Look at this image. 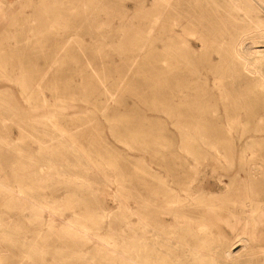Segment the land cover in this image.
Returning a JSON list of instances; mask_svg holds the SVG:
<instances>
[{"label":"rangeland","instance_id":"1","mask_svg":"<svg viewBox=\"0 0 264 264\" xmlns=\"http://www.w3.org/2000/svg\"><path fill=\"white\" fill-rule=\"evenodd\" d=\"M65 1L66 0H0V18H2L0 20V225H2L0 229L3 228L0 230V232L2 231V233H0V264H50V262L53 264L55 261L56 264H65V261L62 262L65 258H70V260L65 259L66 262L68 261L70 264L76 262L78 264H86L87 260H89L87 261L88 264L94 262V264H126L122 257L116 253L107 251L108 253L101 252L98 254L100 251L96 248L95 242H91L94 240L85 239L83 242L82 239L84 240V238H81V240L76 238L77 235L64 229V222L70 219L75 211L79 213V215L87 218L88 221H92L93 219L94 221L98 220V224L95 226V232L97 231L96 235L103 240L104 238L105 240L107 239L111 244H113V240L115 239L113 245L119 248L121 245L123 246L124 240L128 241L133 235L136 236V233L140 235L139 210L141 208H138L140 207L145 186H148L145 196L150 202L151 210H158V218L164 219L168 223L175 224L177 231L179 230L178 227L184 228V226H186L185 213H181V207L184 206L187 208V206H189L187 203L188 201L186 202L184 199L187 191L190 192L192 188L194 189L197 186H202L203 188L201 191H204V200L207 202L204 201L202 205H197V209H208L214 216L213 221L218 229L225 232L230 239L234 240L236 236H238L236 238H241L242 235L246 236L241 233L249 231V241L245 242L247 246L244 245L245 243H239L235 246L234 252L239 254V260L241 258L240 262L237 264H264V235L261 237H253L251 235V233H257L259 230L264 231V226H262L264 225V109L254 110L249 104L241 105V107L237 108L235 113H231L227 118L231 119V122L237 119L245 120L247 125H243V122L237 126L235 124L234 126H227L224 124L223 126L225 127L219 125L218 128L215 127L207 130L206 134H209L208 136L219 145V150L225 157L224 159L217 158L212 150L206 147L204 148L202 142L198 140L197 137H200L201 132H193V135H196L197 141L195 145L190 141L192 131L188 129H179L176 125L178 121L179 123H186V119L201 120L209 119L211 116L195 113L194 116L189 117L185 115V111H178L172 108V102L168 100L173 87V85H171L170 89V84L168 83V81H171L169 80L171 79V74L164 77L167 81L165 85V89L167 90L166 94L169 95L167 100L161 102L159 98H157V93L155 92L157 86V76L155 75L157 69L156 63L158 62L157 57H160V62L163 59L167 60L166 62L169 64L174 62L170 57V55L172 56L173 54V52H171L173 50L168 46V44H171L170 35L173 28V19L170 12L164 20L165 30L163 33H159L157 30L154 22L155 18L153 17L154 7L155 9H159L163 3L159 2V4H155L153 0H70L73 1L72 4L75 7L77 6L76 9H78L72 10L70 8L71 6L69 7V0ZM13 3L14 6H12ZM168 4H166L167 8H171V3ZM149 10L152 11V13L149 12ZM5 13L7 15L4 16L3 14ZM181 16L180 18L185 19L183 14ZM156 38H159L160 41L162 40L159 46L156 45ZM187 38L191 39V36H187ZM133 44L136 45L134 46L135 49L133 48ZM163 56L167 58L165 59ZM180 65V69L186 71L184 65L182 63ZM121 72L122 74H120ZM99 73L104 77L101 75L99 76ZM23 80L24 83H22ZM25 81H27L26 84L28 85L25 84ZM23 84L25 85L23 86ZM116 85L118 88L122 86L121 89L116 90ZM105 86L106 88H104ZM86 88L88 90H86ZM22 91L24 93H22ZM115 91H117V93ZM113 93L114 95L111 96ZM24 94H27L26 96L28 98ZM134 95L135 97L133 98ZM96 98H98V100ZM45 100L47 102H45ZM42 102L46 103V107L45 103L43 104ZM100 102H106L107 104L102 103L103 106L106 105L102 107ZM96 103L98 105H96ZM108 105L111 107H108ZM131 107L135 109L133 112ZM218 108L219 114L223 115V112L226 111L224 109V104L218 105ZM46 113L50 115H46ZM129 116H131L132 119ZM134 116H137L135 117L136 121L134 120ZM47 117L50 118V120L47 119ZM171 117L173 118L171 119ZM128 118L132 121V127L130 126V121L128 120L129 122H127V120H125ZM223 118L226 117L224 116ZM123 120H125V123H128L127 125L129 127L123 123ZM137 121L139 122L137 123ZM114 122L115 124L120 123L125 126H119L120 124L114 126ZM43 123H48V126ZM132 123L136 127L133 126ZM110 126H114L113 128H115L116 131L118 130L117 133L121 135L119 140L120 143L117 142L116 137L113 138V132L109 129ZM133 127L134 129L136 128L135 130L138 129L139 132L134 131ZM181 128L183 127L181 126ZM55 131H57V134ZM61 132H65L63 135L66 136H68L66 133H69L68 137L73 139L72 143H74V145L76 144L77 148L81 150L84 149V151L81 152L87 159H91L92 162H102L105 168H111L112 174L110 175L117 178V182H113L114 184H105L106 182L102 175L99 174L96 169L90 170L79 154L76 155L68 148L62 147L57 139L58 133L62 134ZM111 132L112 136L110 134ZM135 132H138V134ZM125 133L127 135H125ZM196 133H198V135ZM131 138L139 140L138 144L134 145L136 149H139L140 145L145 149L140 148L139 150H135L133 146L126 145V140ZM114 139L116 140L114 141ZM190 145L194 149L191 148ZM152 146H155V150H152V148H154ZM190 148L194 151L196 150V154L201 152L202 154L204 153L207 157L204 161L205 163L203 162V164H201V159L197 157L199 154L193 157L190 153L192 152ZM40 150H42V152L45 150L49 151L46 154H42ZM95 150H97L99 154H96L98 152ZM60 151H64V153L62 154ZM49 152L50 154H48ZM52 152H55V154ZM42 155L45 156L43 157ZM49 156H53L50 158L52 160L54 159L53 161L55 162L59 160V163L57 162L58 165L62 163L61 166L65 165V168L68 166L67 168H69L68 170L70 172L67 171V168L65 170L70 173L69 175L85 176L83 178L86 183H91L89 186H92L79 187L70 185L62 181V179L60 181L59 176L58 180L60 183L57 182L56 173L55 175L52 174L53 172H45L47 170L45 160L46 157ZM98 156L101 157L102 160ZM103 157H105L107 163ZM43 159H45L44 162ZM103 159L105 161H103ZM33 162L36 167V162L37 164L40 162L43 163L42 165L41 163L38 165L39 168H37L39 171L34 166ZM138 163H140V165ZM33 166L36 168L37 172L36 170L35 172L34 170L32 171V169H35ZM40 166H42V171L40 170ZM194 166L197 167V169H194ZM30 167L32 169H30ZM117 168H120V170ZM117 170L118 174L115 172ZM111 171L109 172L111 173ZM120 171L123 172V174ZM119 175H123L124 178ZM152 175H154V177H152ZM160 178L166 181V188L159 187L160 184H158V179ZM234 178L235 180H233ZM61 182H63V184H61ZM18 184L23 187V190L25 189V203L17 202L12 194V191ZM4 185L8 188L4 189ZM72 186H74V188ZM118 187L119 192L124 193L120 194L121 198H119V200L115 198V192L118 190ZM228 189L231 192H229ZM94 190L97 193H95ZM227 190L228 192H226ZM93 191L94 193H92ZM126 191L131 195L125 194ZM171 191L173 193H171ZM71 193H74L73 195L75 196V198L73 196V202L71 201L70 204L61 202L67 194ZM102 193H105V195H101ZM167 193L170 195H167ZM28 194L29 196H26ZM171 194L173 196L175 195L174 199L171 198ZM248 195L251 198L248 199ZM168 198H171L173 201ZM209 198H213V200ZM28 199H33L31 201L34 203L45 202L47 199L61 202L59 203V215L55 219L46 217L43 221L40 220V223L39 219L35 220L34 218L35 212L33 207L34 204H32L33 202ZM76 200H80L81 203L79 201V204ZM171 202H173L174 205H172L173 203ZM169 203L171 205H169ZM250 204L251 207L249 206ZM173 206L175 210L177 209L176 212L175 210L172 211L174 209ZM24 207L27 208L25 211ZM166 207L171 212L175 213L165 214L169 211L167 209L165 210ZM189 207L194 209L193 206ZM21 208H24L22 212H20ZM262 208L263 210H261ZM31 209L33 212L30 211ZM126 209L133 210L136 215H131L130 217ZM102 212L115 215V217L114 215L111 216L115 221L109 220V224L111 223L110 227H107V225L103 226V223H99L103 220L100 218V221L99 219V216L103 215ZM27 214L29 216H27ZM31 214L33 216H31ZM119 215L121 218L116 217ZM246 218L249 219L247 220ZM117 219L119 221H117ZM230 221L233 224L236 222L238 223L236 228L238 231L235 230V232H233L231 230L227 225ZM118 223L120 225H118ZM127 223L131 225L130 228L127 226ZM257 223L260 225H256ZM104 224L107 223L104 222ZM180 224L183 225L181 226ZM5 230L7 231L6 234ZM41 232L45 235H42ZM63 232L64 235H62ZM122 232L129 235V238ZM111 233L114 234L111 235ZM36 234L40 235L42 238L44 236L53 239V242L47 239L49 242L51 241L52 245L48 243L45 238H43L45 239L44 241L43 239L39 240L41 237ZM102 235L106 237H102ZM68 236H70V240H68ZM63 237L67 242L63 241ZM112 237L113 239H111ZM115 237H121V239H123H116ZM29 240H31L29 244L33 248L27 244ZM32 241L37 243L33 242V244H31ZM45 241H47V247L46 245L44 246ZM208 241H211V239L209 240L208 238ZM22 242H24V244ZM42 242H44V244H42ZM75 242L77 244H75ZM22 244L24 247L27 244V248L25 247L24 249ZM28 248H31L32 251ZM58 249L59 251L61 250L60 253H58ZM56 251H58V255ZM94 252L98 254V258H101L98 259L95 257L96 254L93 255ZM30 253H32V256ZM34 253L37 254V258H35L34 261L35 263L31 261L34 260ZM80 253L91 257L85 258L83 257L84 255ZM90 253H92V255ZM73 256H75L76 259L74 258V260L71 261ZM170 256L171 260L177 259L180 263L186 260L185 252L182 251H171ZM78 257H81L80 260L77 259ZM104 257H107L108 260ZM41 258L46 259V261L44 259L41 260ZM52 258H54V262ZM84 258L87 260L85 261ZM82 259L84 262H81ZM94 259H96V261H94ZM57 260H59L60 263ZM68 262L66 264H69Z\"/></svg>","mask_w":264,"mask_h":264},{"label":"bare ground","instance_id":"2","mask_svg":"<svg viewBox=\"0 0 264 264\" xmlns=\"http://www.w3.org/2000/svg\"><path fill=\"white\" fill-rule=\"evenodd\" d=\"M63 1V0H62ZM67 1V0H66ZM65 1V2H66ZM95 1V0H94ZM97 1V0H96ZM154 3H158L162 2L163 5L159 8V9H153V17L155 18L154 22H155V26L157 28V30L159 31V33H163V31L165 30V23L164 20L166 18L167 15H170L173 19V28H172V32L170 35V41L171 44H168V46H170L172 48L173 54L172 56L170 55V57L173 59L174 62L172 63H167V60H161L160 62V57L158 56V62L156 63V72L155 75L157 76V86H156V90L155 92L157 93V98H159V100L161 102H163L164 100H167V97L169 96L167 93V90L165 89V85L167 84V81L164 79V77H166V75L171 74V81H168V83L170 84V89H171V85H173L172 90H171V95L169 96L168 100H171L170 102H172V108L176 109V110H183L185 111V115L192 117L194 116L195 113L199 114V115H208L211 116L209 117V119H201V120H191V119H186V123H178L176 122V125L179 127V129H188L190 131H192V135L190 137V141L192 143L195 144L196 141V135H193V132H201L200 137H197L198 140L200 142H202V144L204 145V148L206 147L207 149H210L214 152V155L217 156V158H225L222 154V152H220L219 150V145H217L210 136H208L209 134L207 133V130H210V128H218L219 125H221V127L225 124V125H229V126H234V124L237 126L240 123H242L243 125H247V123L245 122V120L242 119H237V120H233L231 122V119L227 118L228 115H231V113H235L237 108L241 107V105H247L249 104L254 110H262L264 109V0H153ZM68 3H70L69 7L72 10H75L76 7L72 4L73 1H68ZM171 3V8H167L166 4ZM12 4V3H11ZM60 4V3H59ZM66 4V3H65ZM64 4V5H65ZM75 4V3H74ZM153 4V3H152ZM10 5V4H9ZM55 5V4H54ZM67 5V4H66ZM77 5V4H75ZM169 5V4H168ZM14 6V3L13 5ZM68 6V5H67ZM52 7V6H51ZM61 7V6H60ZM65 7V6H64ZM170 7V6H169ZM56 8V7H55ZM171 9V11H170ZM78 10V9H76ZM81 10V9H80ZM5 11V10H4ZM10 11V10H9ZM76 12V11H75ZM79 12V11H78ZM149 12L152 13V11L149 10ZM4 13V12H3ZM149 14V13H147ZM146 14V15H147ZM183 14V16L185 17V19L180 18V16ZM4 16L7 15L6 13L3 14ZM1 16V15H0ZM9 16V15H8ZM3 17V16H2ZM182 17V16H181ZM8 18V17H7ZM2 18H0L1 20ZM7 20V19H6ZM5 21V20H3ZM57 23V22H55ZM54 23V24H55ZM61 25V24H60ZM54 26V25H53ZM51 26V27H53ZM50 27V28H51ZM55 27V26H54ZM62 27V26H60ZM57 28V27H56ZM64 28V27H63ZM56 30V29H55ZM139 31V30H138ZM157 31V32H158ZM143 33V32H142ZM135 34V33H134ZM126 35V34H125ZM132 35V34H131ZM129 36V35H128ZM140 36V35H139ZM138 36V37H139ZM187 36H191V39L187 38ZM137 37V38H138ZM126 38V37H125ZM128 38V37H127ZM136 38V37H135ZM140 38V37H139ZM129 40V38H128ZM136 40V39H134ZM138 40V39H137ZM130 41V40H129ZM140 41V40H138ZM162 41V40H161ZM159 40V38H156V45H160L162 42ZM126 42V40H125ZM132 43H134L133 41H131ZM129 43V42H128ZM131 43V44H132ZM139 43V42H138ZM136 44V41H135ZM125 45V44H123ZM137 45V44H136ZM133 44V48L134 46H136ZM122 46V45H121ZM126 46V45H125ZM166 46V45H165ZM131 47V46H130ZM139 48V47H138ZM124 49V48H123ZM126 49V48H125ZM128 49V48H127ZM131 49V48H129ZM135 49V48H134ZM137 49V48H136ZM138 50V49H137ZM171 50V49H170ZM122 51V50H121ZM126 51V50H125ZM134 51V50H132ZM162 56V55H161ZM165 59L167 57L163 56ZM184 65V69L186 71H182L180 69L181 65ZM134 64V63H133ZM130 66V65H129ZM186 72V73H185ZM116 73V72H115ZM114 73V74H115ZM122 74V72L120 73ZM124 74V73H123ZM97 75V74H96ZM101 74L99 73V76ZM119 75V72H118ZM98 76V75H97ZM103 76V75H101ZM104 77V76H103ZM120 77V75H119ZM99 78V77H98ZM97 78V79H98ZM100 79V78H99ZM98 79V80H99ZM102 79V78H101ZM105 80V79H104ZM22 81V80H21ZM27 81H25L26 84ZM120 82V81H119ZM24 83V80L23 82ZM105 83V81H104ZM117 83V82H116ZM23 84V86L25 85ZM101 84V83H100ZM109 84V83H108ZM120 84V83H119ZM28 85V84H26ZM98 85V84H97ZM102 85V84H101ZM107 85V84H106ZM122 85V84H121ZM22 86V88H23ZM99 86V85H98ZM103 86V85H102ZM101 86V87H102ZM117 86V85H116ZM31 87V86H30ZM28 87V88H30ZM100 87V86H99ZM122 86H120L118 88H116V90L121 89ZM27 88V90H28ZM32 88V87H31ZM94 88V87H93ZM106 88V86L104 87ZM25 89V88H24ZM95 89V88H94ZM99 89V88H98ZM103 89V88H101ZM110 89V88H109ZM86 90H88L86 88ZM106 90V89H105ZM108 90V89H107ZM138 90V89H137ZM97 91V90H96ZM120 91V90H119ZM133 91V90H132ZM135 91V90H134ZM28 92V91H27ZM26 92V93H27ZM88 92V91H87ZM110 92V90H109ZM113 92V91H112ZM117 93V91H115ZM22 93H24L22 91ZM29 93V92H28ZM34 93V92H33ZM97 93V92H96ZM103 93V92H102ZM106 93V92H105ZM95 94V93H93ZM104 94V93H103ZM107 94V93H106ZM110 94V93H109ZM134 94V92H133ZM25 95V94H24ZM27 95V94H26ZM25 95V96H26ZM29 95V94H28ZM85 95V93H84ZM97 95V94H96ZM114 95L111 94V96ZM116 95V94H115ZM32 96V95H31ZM95 96V95H94ZM103 96V95H102ZM101 96V97H102ZM119 96V94H118ZM117 96V97H118ZM137 96V95H136ZM27 97V96H26ZM96 97V96H95ZM99 97V96H98ZM135 97V95L133 96V98ZM139 97V96H138ZM28 98V97H27ZM30 98V97H29ZM100 98V97H99ZM104 98V97H102ZM106 98V97H105ZM112 98V97H111ZM114 98V97H113ZM98 100V98H96ZM95 99V100H96ZM139 99V98H138ZM43 100V99H42ZM96 100V101H97ZM101 100V99H100ZM103 100V99H102ZM105 100V99H104ZM117 100V98H116ZM121 100V99H120ZM119 100V101H120ZM123 100V99H122ZM137 100V99H136ZM115 101V100H114ZM118 101V102H119ZM45 102H47L45 100ZM44 102V103H45ZM107 102V100H106ZM106 102H102V103H106ZM110 102V101H109ZM112 102V100H111ZM117 102V101H116ZM122 102V101H121ZM124 102V100H123ZM128 102V101H126ZM43 103V102H42ZM43 103V104H44ZM98 103V101H97ZM96 103V105H98ZM101 103V102H100ZM99 103V104H100ZM102 107H105L106 105H102ZM107 104V103H106ZM114 104V103H113ZM121 104V103H120ZM125 104V103H122ZM224 104V109L226 111L223 112V115L219 114V108L218 105ZM95 105V106H96ZM126 105V104H125ZM45 107H46V103H45ZM108 107H111L108 105ZM187 107V108H184ZM133 110L132 112L135 110L133 107H131ZM109 109V108H108ZM107 109V110H108ZM111 109V108H110ZM106 110V109H105ZM128 110V109H127ZM131 111V110H130ZM129 111V112H130ZM140 111V110H139ZM139 111H135V112H139ZM107 112V111H106ZM103 113V112H102ZM108 113V112H107ZM48 113H46L47 115ZM131 114V113H130ZM135 114V113H134ZM253 114V113H251ZM50 115V114H48ZM103 115V114H102ZM107 115V114H106ZM105 115V116H106ZM109 115V113H108ZM111 115V114H110ZM137 115V114H136ZM139 115V113H138ZM45 116V115H44ZM226 118H223V117ZM50 117V116H49ZM103 117V116H102ZM101 117V118H102ZM128 117V115H127ZM131 119L132 117L129 116ZM134 116V120L136 119ZM45 118V117H44ZM51 118V117H50ZM50 118L47 117V119L50 120ZM105 118V117H104ZM103 118V119H104ZM173 117H171L172 119ZM52 119V118H51ZM124 119V116H123ZM179 119L181 120V118L179 117ZM122 120V119H121ZM127 120V122L130 123L131 126V120L125 119ZM123 120V123L125 125H127L128 123H125ZM129 120V121H128ZM138 120V119H137ZM174 120V119H173ZM183 120V119H182ZM46 121V120H45ZM113 121V119H112ZM117 121V119H116ZM136 121V120H135ZM184 121V120H183ZM51 122V121H50ZM49 122V124H50ZM106 122V121H105ZM109 122V121H108ZM111 122V119H110ZM109 122V123H110ZM118 122V121H117ZM116 122V123H117ZM139 121H137L138 123ZM107 123V122H106ZM261 123V122H260ZM44 124V123H43ZM46 124V123H45ZM44 124V125H45ZM48 124V123H47ZM46 124V126H48ZM113 124V123H111ZM120 124V123H119ZM119 124H115L114 122V126L119 125ZM124 124L123 127L125 126ZM133 124V123H132ZM233 124V125H232ZM54 125V123H53ZM121 124L119 126H122ZM138 125V124H137ZM51 126V124H50ZM56 126V125H55ZM114 126H110V130L113 132V138H117V142H119L121 135L119 133H117V131L115 130V128H113ZM128 126V125H127ZM133 126H135L133 124ZM139 126V125H138ZM137 126V127H138ZM181 126L183 128H181ZM129 127V126H128ZM132 127V126H131ZM136 127V126H135ZM225 127V126H223ZM121 128V127H120ZM139 128V127H138ZM229 128V127H228ZM44 129V128H43ZM46 129V128H45ZM108 129V128H107ZM118 129V128H116ZM124 129V128H123ZM128 129V128H127ZM134 129V127H133ZM136 129V128H135ZM134 131H138L135 130ZM52 130V129H51ZM55 130V129H54ZM60 130V129H59ZM130 130V129H129ZM128 130V131H129ZM132 130V129H131ZM140 130V129H139ZM58 131V130H57ZM57 131H55V133L57 134ZM64 131V130H63ZM112 132L110 133L112 136ZM130 132V131H129ZM139 132V131H138ZM138 132L136 134H138ZM180 132V131H178ZM204 132V133H203ZM51 133V132H50ZM62 133V132H61ZM65 132H63L62 134L58 133V140L61 144L62 147L68 148L72 153H75L76 155H80L85 163L88 165V167L93 170H97V172L99 174L102 175V177L105 180V184H114L113 182H117L115 177H113L112 175V169L107 167L105 168V166H103L102 162L96 161V162H92L91 159H87L84 154L81 151H84L77 148L76 144L74 145V143H72L73 139H71L69 136L63 135ZM128 133V132H127ZM181 133V132H180ZM198 135V133H196ZM53 135V134H52ZM123 135V134H122ZM125 135H127L125 133ZM131 135V134H129ZM134 135V134H133ZM140 135V134H139ZM189 135V134H188ZM57 136V135H56ZM71 136V135H70ZM124 136V135H123ZM145 136V135H144ZM153 136V135H152ZM54 137V135H53ZM143 137V136H142ZM55 138V137H54ZM145 138V137H144ZM143 138V140H144ZM158 138V137H157ZM187 138V137H185ZM122 139V138H121ZM124 139V138H123ZM139 139V136H138ZM138 139L135 138H131L126 140V145L128 146H133L138 144ZM43 140V139H42ZM56 140V139H54ZM57 140V141H58ZM116 139H114L115 141ZM155 140V139H153ZM146 141V140H145ZM148 141H149V137H148ZM44 142V141H43ZM144 142V141H143ZM152 142V141H150ZM189 142V141H188ZM217 142V141H216ZM120 143V142H119ZM124 143V144H125ZM160 143V142H159ZM17 144V143H16ZM123 144V143H122ZM144 144V143H143ZM146 144V143H145ZM157 144V143H156ZM155 144V145H156ZM200 144V143H199ZM220 144V142H219ZM78 145V144H77ZM196 145V144H195ZM221 145V144H220ZM145 146V145H142ZM149 146V145H147ZM162 146V145H160ZM191 146V145H190ZM189 146V147H190ZM202 146V145H201ZM79 147V146H78ZM126 147V146H125ZM136 147V146H135ZM134 147V148H135ZM151 147V146H150ZM154 148H152V150H155V146H152ZM105 148V147H104ZM133 148V149H134ZM138 148V147H137ZM142 148L141 145L139 146V149ZM144 148V147H143ZM142 148V149H143ZM148 148V147H147ZM162 148V147H161ZM160 148V149H161ZM191 148H193L191 146ZM190 148V149H191ZM96 149V147H95ZM136 149L135 150H139ZM145 149V148H144ZM194 149V148H193ZM193 149L192 152H190L193 157L194 155L199 154V156L197 155L198 159H201L202 163L207 159V157L204 155V153H197L196 154V150L194 151ZM198 149V148H196ZM206 149V150H207ZM222 149V148H221ZM98 150V149H97ZM95 150V151H97ZM199 150V149H198ZM46 151V150H45ZM42 152V150H40V153L42 154H46L48 151L46 152ZM51 151V150H50ZM88 151V150H87ZM158 151V150H157ZM89 152V151H88ZM98 152V151H97ZM105 152V151H104ZM200 152V151H199ZM211 152V151H210ZM39 153V152H38ZM55 154V152H52ZM51 153V154H52ZM60 153H64V151H60ZM189 153V154H190ZM207 153V152H206ZM50 154V152L48 153ZM87 154V153H86ZM96 154H99L96 153ZM95 154V155H96ZM53 155V154H52ZM57 155H61V154H57ZM90 155V154H87ZM43 156V155H42ZM45 156V155H44ZM43 156V157H44ZM47 156V155H46ZM75 156V155H74ZM40 157V155H39ZM53 156H49L46 157V160L43 159V162L45 160V165H46V171L45 172H50L52 174L56 175V178L58 180V176L60 177V181L62 179V181L66 182L67 184L70 185H75V186H79V187H91L89 186V184L86 183V181L84 180L83 177H81L80 175H69L70 173H68L67 171H69L67 168L68 166H66L67 171L65 170L66 168L64 166H61V164L58 165L59 160L57 162L53 161L51 158ZM80 157V158H81ZM88 157V156H87ZM91 157V156H90ZM95 157V156H94ZM93 157V158H94ZM99 157V156H98ZM97 157V158H98ZM108 157V156H107ZM115 157V156H114ZM122 157V156H121ZM192 157V156H191ZM227 157V156H226ZM79 158V157H78ZM77 158V159H78ZM101 159V157H99ZM98 158V159H99ZM105 159V157H103ZM111 158V157H110ZM40 159V158H39ZM103 159V161H105ZM128 159V158H126ZM42 160V159H41ZM81 160V159H80ZM97 160V159H96ZM102 160V159H101ZM229 160V159H228ZM40 161V160H39ZM37 161V162H39ZM79 161V160H78ZM83 161V160H82ZM81 161V162H82ZM94 161V160H93ZM115 161V160H113ZM140 161V160H139ZM225 161V160H224ZM36 165L39 168V164L38 163ZM107 163V160L105 161ZM200 162V160H199ZM218 162V161H217ZM223 162V161H222ZM227 162V161H226ZM230 162V161H229ZM57 163V164H56ZM83 163V162H82ZM110 163V161H109ZM114 163V162H113ZM117 163V162H115ZM205 163V162H204ZM219 163V162H218ZM243 163V162H242ZM248 163V162H247ZM246 163V164H247ZM34 164V162H33ZM43 163H41L42 165ZM65 164V162H64ZM140 165V163H138ZM137 164V165H138ZM221 164V162H220ZM44 165V166H45ZM67 165V164H66ZM105 165V164H104ZM109 165V164H108ZM116 165V164H115ZM114 165V166H115ZM227 165V164H226ZM249 165V164H247ZM246 165V166H247ZM32 166V164H31ZM35 166V164H34ZM33 166V167H34ZM81 166V165H80ZM136 166V165H135ZM245 166V165H244ZM36 167V166H35ZM34 167V168H35ZM36 167V168H37ZM40 166V170H41ZM74 167V166H72ZM87 167V166H86ZM117 167V166H116ZM140 167V166H139ZM148 167V166H147ZM232 167V166H231ZM230 167V168H231ZM249 167V166H248ZM259 167V166H258ZM261 167V166H260ZM35 169H32L30 167V169H32V171ZM37 168V170H38ZM82 168V167H81ZM109 168V169H108ZM138 168V167H137ZM194 169H197V167H193ZM243 168V167H242ZM256 168V167H255ZM254 168V169H255ZM45 169V168H44ZM72 169V168H71ZM118 169V168H117ZM140 169V168H139ZM36 170V172H37ZM43 170V169H42ZM41 170V171H42ZM81 170V169H79ZM120 170V168L118 169ZM118 170L115 171L118 174ZM31 171V172H32ZM39 171V170H38ZM85 171V170H84ZM88 171V170H87ZM111 171V173L109 172ZM138 171V170H137ZM199 171V170H198ZM32 172V173H34ZM70 172V171H69ZM89 172V171H88ZM121 172V171H120ZM263 172V171H262ZM46 173V174H47ZM49 173V174H50ZM73 173V171H72ZM115 173V174H116ZM123 174V172H121ZM119 173V174H121ZM139 173V171H138ZM48 174V175H49ZM51 174V175H52ZM95 174V173H94ZM114 174V173H113ZM137 176H139L138 174H136ZM200 175V174H199ZM99 176V175H98ZM122 176L123 175H119ZM156 176V175H155ZM162 176V175H161ZM160 176V177H161ZM54 177V176H53ZM119 177V178H122ZM152 177H154V175H152ZM158 177V175H157ZM238 177V176H237ZM98 178V177H96ZM124 178V177H123ZM137 178V177H136ZM159 178V177H158ZM196 179V178H195ZM198 179V178H197ZM103 180V181H104ZM154 180V179H153ZM156 180V179H155ZM159 180V187L161 186V188H166V181L163 178L158 179ZM235 180V178L233 179ZM123 181V180H122ZM125 181V180H124ZM238 181V180H237ZM56 182V181H55ZM59 182V180L57 181ZM158 182V181H157ZM241 182V181H240ZM239 182V183H240ZM60 183V182H59ZM65 183V184H66ZM119 183V181H118ZM227 183V182H226ZM230 183V182H229ZM232 183V182H231ZM245 183V182H244ZM1 184V183H0ZM58 184V183H57ZM61 184H63V182H61ZM122 184V182H121ZM234 184V183H233ZM241 184V183H240ZM119 185V184H118ZM117 185V186H118ZM123 185V184H122ZM242 185V184H241ZM53 186V185H52ZM120 186V185H119ZM192 186V185H191ZM194 186V185H193ZM235 186V185H234ZM239 186V185H238ZM74 188V186H72ZM121 187V186H120ZM227 187V186H226ZM233 187V185H232ZM240 187V186H239ZM238 187V188H239ZM8 187H6L4 185V189H7ZM68 188V186H67ZM122 188V187H121ZM147 188L148 186L144 188V194H142V199H141V203H140V207L138 209H140V235L136 233V236H134L133 233V237L129 238L128 241L123 242V246L121 245V247L116 248V246H114V241L113 240V244H111L109 241H107V239L104 240L102 238H99V236L96 235L95 232V226L98 224V220L94 221V219L92 221H88L87 218L83 217L82 215H79V213H77L76 211L73 213L72 217L70 219H68L66 222H64V229H67L69 232L73 233L74 235L80 236L76 238H79L81 240V238H84V240L82 239V241L84 242L85 239L86 240H94L91 242H95L96 248L98 249V251H100L98 254H100L101 252H113L118 254L119 256L122 257L123 261L126 262V264H237L240 262L239 260V254H237L236 252H234L235 246L239 243H245L249 241V237H248V233L249 231H245L244 234L246 236H243L240 238H236L238 236L235 237V239H230L225 232L220 231L217 227V225L214 223V216L208 211V209L206 210H202V208L197 209V205H202V203L205 201L204 200V191L202 192V186H197L196 188H192L190 192L187 191L186 193V197L184 198L185 201L189 204V206H193L194 209H192L191 207L187 206L186 207H181V213H185L184 217H186V226H184V228L182 227H178V229L180 230H176V225L175 224H171L168 223L166 220L164 219H159L158 214L159 211L158 210H151L150 208V202L147 199V197L145 196L147 193ZM236 188V187H235ZM86 189V188H84ZM206 189V188H205ZM234 189V188H233ZM25 190V189H24ZM23 190V187H21L19 184L16 185V188L12 191L13 196L15 197V200L18 202H26V197H25V191ZM165 190V189H164ZM168 190V189H167ZM229 190V189H228ZM228 190L226 192H228ZM87 191V190H86ZM95 191V190H94ZM94 191L92 193H94ZM122 191V190H121ZM125 191V190H124ZM238 191V190H237ZM73 192V191H72ZM229 192H231L229 190ZM29 193V192H28ZM75 193V192H74ZM67 194V196L65 198H63L64 200H62L61 202L65 203V204H70L71 201L73 202V194ZM95 193H97L95 191ZM156 193V192H155ZM164 193V192H163ZM170 193V192H169ZM171 193H173L171 191ZM210 193V192H208ZM120 194H124L123 192L120 193L119 192V187L118 190L115 192V198L119 200ZM125 194H130V193H126ZM175 194V192H174ZM177 194V193H176ZM32 195V194H31ZM101 195H105V193H102ZM131 195V194H130ZM167 195H170L167 193ZM172 195V194H171ZM26 196H29L26 195ZM123 196V195H122ZM126 196V195H124ZM175 196V195H174ZM174 196L172 195V199H174ZM78 197V196H77ZM76 197V199H77ZM167 197V196H166ZM165 197V198H166ZM170 197V196H168ZM75 198V196H74ZM129 198V196H128ZM135 198V197H134ZM133 198V199H134ZM171 198H168L170 200H172ZM247 198V197H246ZM251 198L248 195V199ZM39 199V198H38ZM212 199L213 198H209ZM28 200H33V199H28ZM36 200V199H35ZM40 200V199H39ZM56 200V199H55ZM75 200V199H74ZM167 200V199H166ZM42 201V200H40ZM77 201V200H76ZM80 201V200H79ZM79 201H77L79 203ZM173 201V200H172ZM16 202V203H17ZM33 202V201H31ZM39 202V201H38ZM61 202L58 201H52V200H48L47 201H43L40 203H32L34 204V218L39 219L43 221V219H45L46 217L49 218H57V216L59 215V207ZM84 202V201H83ZM82 202V203H83ZM86 202V201H85ZM124 202V201H122ZM177 202V199H176ZM175 202V203H176ZM207 202V201H205ZM209 202V200H208ZM254 202V201H253ZM76 203V202H74ZM81 203V201H80ZM79 203V204H80ZM173 203V202H171ZM184 203V202H183ZM246 203V202H245ZM126 204V203H124ZM128 204V203H127ZM249 204V203H248ZM23 205V204H22ZM50 205V206H48ZM168 205V204H167ZM169 205H171L169 203ZM174 205V203L172 204ZM178 205V203H177ZM185 205V204H184ZM207 205V204H205ZM210 205V204H209ZM262 205V204H261ZM32 206V205H31ZM62 206V205H61ZM126 206V205H125ZM176 206V204H175ZM182 206V205H181ZM251 207V204L249 205ZM21 207V206H20ZM19 207V208H20ZM28 207V206H27ZM64 207V206H63ZM120 207V206H119ZM171 207V206H170ZM169 207V208H170ZM174 207V206H173ZM172 207V208H173ZM177 207V206H176ZM200 207V206H198ZM203 207V206H202ZM209 207V206H208ZM207 207V208H208ZM254 207V206H253ZM18 208V209H19ZM25 208V207H24ZM24 208H21L19 211L22 212ZM72 208V207H71ZM123 208V207H122ZM130 208V207H129ZM171 208V209H172ZM180 208V207H179ZM210 208V207H209ZM27 208L24 209V211ZM67 209V208H66ZM167 209V207L165 208V210ZM178 209V207H177ZM177 209L175 210V207L172 211L175 210V212L177 211ZM250 209V208H249ZM29 210V208H28ZM65 210V209H64ZM72 210V209H71ZM120 210V209H119ZM118 210V211H119ZM124 210V208H123ZM169 210V209H167ZM253 210V209H252ZM255 210V209H254ZM263 210V208L261 209ZM30 211L33 212V210L31 209ZM62 211V210H61ZM122 211V209H121ZM126 211H128V213L130 214L129 216L131 217V215H136V213L133 210H129L126 209ZM180 211V210H179ZM212 211V210H211ZM245 211V210H244ZM28 212V211H27ZM26 212V213H27ZM167 212V211H166ZM175 212H171L170 210L165 213V214H174ZM264 212V211H263ZM25 213V212H24ZM31 213V212H30ZM88 213V212H87ZM86 213V214H87ZM103 213V212H102ZM114 213V212H113ZM120 213V212H119ZM123 213V212H122ZM127 213V212H126ZM125 213V214H126ZM241 213V212H240ZM243 213V211H242ZM241 213V214H242ZM249 213V212H248ZM262 213V212H261ZM29 214V213H28ZM27 214V216H29ZM33 214V213H32ZM31 214V216H33ZM97 214V213H96ZM118 214V213H117ZM247 214V213H246ZM251 214V213H249ZM248 214V215H249ZM114 214H109L107 213H103V215H100L102 217L99 216V219H103L102 222L99 223H103L104 225H107V227H110L109 224V220L115 221L114 219L111 218V216H113ZM179 215V214H178ZM182 215V214H181ZM30 216V217H31ZM123 216V215H122ZM138 216V213H137ZM175 216V215H174ZM241 216V215H240ZM98 217V216H97ZM115 217V215H114ZM116 217H120L116 216ZM128 217V216H127ZM133 217V216H132ZM177 217V216H176ZM181 217V216H180ZM179 217V218H180ZM250 217V216H248ZM28 218V217H26ZM111 218V219H110ZM121 218V217H120ZM124 218V217H123ZM126 218V216H125ZM124 218V219H125ZM139 218V217H137ZM244 218V217H242ZM29 219V218H28ZM96 219V218H95ZM100 219V221H101ZM129 219V218H128ZM176 219V218H175ZM184 219V218H183ZM241 219V218H240ZM245 219V218H244ZM247 219V218H246ZM249 219V218H248ZM247 219V220H248ZM254 219V218H253ZM34 220V219H33ZM34 220V221H35ZM52 220V219H51ZM123 220V219H122ZM121 220V221H122ZM126 220V219H125ZM139 220V219H138ZM243 220V219H242ZM246 220V221H247ZM33 221V222H34ZM117 221H119L117 219ZM31 222V221H30ZM36 222V221H35ZM104 222H106L107 224H104ZM124 222V221H122ZM137 222V221H136ZM179 222V221H178ZM41 223V222H40ZM115 223V222H114ZM117 223V222H116ZM130 223V222H129ZM127 223V226L130 228L131 225ZM181 223V222H180ZM33 224V223H32ZM35 224V223H34ZM133 224V223H132ZM178 224V223H177ZM246 224V223H245ZM50 225V224H49ZM52 225V223H51ZM102 225V224H101ZM114 225V224H113ZM118 225H120L118 223ZM126 225V224H125ZM134 225V224H133ZM132 225V226H133ZM138 225V226H139ZM181 226L183 224H180ZM179 225V226H180ZM231 230L233 232H235L238 223H232L231 221L229 222V224H227ZM247 225V224H246ZM256 225H260V224H256ZM2 226V225H0ZM56 226V225H55ZM54 226V227H55ZM126 226V227H127ZM264 226V225H262ZM49 227V226H48ZM51 227V226H50ZM53 227V226H52ZM57 227V226H56ZM101 227V226H98ZM113 227V226H111ZM122 227V226H121ZM137 227V226H135ZM18 228V226H17ZM62 228V227H61ZM3 229V228H2ZM0 229V230H2ZM19 229V228H18ZM16 229V230H18ZM98 229V228H97ZM132 229V228H131ZM247 229V228H246ZM260 229V228H259ZM38 230V229H37ZM49 230V229H48ZM109 230V229H108ZM123 230V228H122ZM128 230V229H127ZM135 230V229H134ZM139 230V229H138ZM4 231V230H3ZM14 231V230H13ZM39 231V230H38ZM117 231V230H116ZM238 231V230H236ZM252 231V230H251ZM6 230H5V234H6ZM17 232V231H16ZM40 232V231H39ZM38 232V234H39ZM49 232V231H48ZM2 233V231L0 232ZM59 233V232H58ZM66 233V232H65ZM69 233V234H71ZM107 233V232H106ZM119 233V232H118ZM131 233V231H130ZM253 232L251 233V235L253 237L258 236L261 237L264 235V231H260L257 232ZM5 234H4V239H5ZM42 234V232H41ZM44 234V233H43ZM42 234V235H43ZM49 234V233H48ZM114 233H111V235H113ZM3 235V234H2ZM37 235V234H36ZM35 235V236H36ZM45 235V234H44ZM53 235V234H52ZM64 235V232L63 234ZM68 235V234H67ZM100 235V234H98ZM109 235V234H107ZM121 235V233H120ZM40 236V235H37ZM73 236V235H72ZM71 236V237H72ZM105 235H102V237H104ZM233 236V235H232ZM1 237V236H0ZM7 237V236H6ZM41 237V236H40ZM39 237V238H40ZM49 237V235H48ZM67 237V236H66ZM70 236H68L69 238ZM75 237V236H74ZM73 237V240H74ZM106 237V236H105ZM109 237V236H108ZM111 237V236H110ZM38 238V237H36ZM35 238V240L37 241V239ZM46 240L49 239L47 237H44ZM41 237L42 240L43 239ZM62 238V237H61ZM60 238V239H61ZM116 239H121V237ZM127 238V237H126ZM211 239V241H208ZM43 239V241L45 240ZM57 239V237H56ZM113 239V237L111 238ZM123 239V238H122ZM121 239V240H122ZM52 240L53 239H49ZM70 240V238L68 239ZM72 240V238H71ZM76 240V239H75ZM109 240V239H108ZM31 240L28 241L27 244H29ZM48 241V240H47ZM45 241L42 242V244H44V246L47 244ZM55 241V240H54ZM62 241V240H61ZM63 241L67 242L66 240H64L63 237ZM112 241V240H111ZM37 243L35 241H32L31 244ZM58 242V241H57ZM72 242V241H71ZM77 242V241H76ZM75 242V244H77ZM88 242V241H86ZM119 242V241H118ZM122 242V241H121ZM24 244V242H22ZM26 243V242H25ZM48 243H51V241ZM56 243V242H55ZM60 243V242H58ZM63 243V242H62ZM22 244V245H23ZM26 244V246H27ZM39 244V243H38ZM61 244V243H60ZM70 244V243H69ZM116 244V243H115ZM35 245V244H34ZM41 245V244H40ZM52 245V243H51ZM55 245V244H54ZM65 245V243H64ZM68 245V243H67ZM246 245V243L244 244ZM25 246V247H26ZM30 246V244H29ZM43 246V245H42ZM62 246V245H61ZM247 246V245H246ZM24 249V245L22 246ZM31 247V246H30ZM36 247V245H35ZM34 247V249H35ZM50 247V244H49ZM48 247V248H49ZM68 247V246H67ZM243 247V246H242ZM22 248V249H23ZM27 248V247H26ZM33 248V247H31ZM31 248H28L31 250ZM66 248V247H65ZM71 248V247H69ZM39 249V248H38ZM44 249V248H43ZM57 249V248H56ZM54 249V250H56ZM72 249V248H71ZM50 250V249H49ZM52 250V249H51ZM66 250V249H65ZM75 250V249H72ZM71 250V251H72ZM246 250V249H245ZM20 251V250H19ZM26 251V250H25ZM32 251V250H31ZM39 251V250H37ZM47 251V250H46ZM59 251V249H58ZM56 251V254L57 252ZM61 251V250H60ZM60 251L58 253H60ZM64 251V250H63ZM171 251H182L185 252L186 255V260H183L182 263H180V261L176 260H171L170 259V254ZM261 251V250H260ZM21 252V251H20ZM24 252V251H23ZM42 252V250H41ZM81 252V251H80ZM241 252V251H240ZM263 252V251H262ZM27 253V252H25ZM36 253V252H35ZM34 253V254H35ZM38 253V252H37ZM55 253V252H54ZM84 253V252H83ZM108 253V252H107ZM112 253V254H113ZM24 254V253H23ZM22 254V255H23ZM32 256V253H30ZM47 254V253H46ZM55 254V255H56ZM62 254V253H61ZM81 255H84L82 253H80ZM89 254V253H88ZM92 255V253H90ZM96 253L94 252L93 255H95ZM98 254H96L95 257L98 258ZM242 254V253H241ZM28 255V254H26ZM37 254L33 255L34 256V260H30L33 261V263H35V258H37L36 256ZM41 255V254H40ZM45 255V253H44ZM52 255V254H51ZM58 255V254H57ZM60 255V254H59ZM74 255V254H73ZM46 256V255H45ZM71 256V255H70ZM69 256V257H70ZM76 256V254H75ZM73 256V259L71 261L74 260V258L76 259V257ZM83 257H88L89 256H83ZM82 257V258H83ZM93 257V256H92ZM103 257V256H102ZM55 258V256H54ZM52 258V261L53 259ZM59 258V257H58ZM81 258V257H80ZM80 258L78 257L77 259L80 260ZM84 258V259H85ZM94 258V257H93ZM92 258V259H93ZM101 258V257H99ZM98 258V259H99ZM107 258V257H104ZM120 258V257H119ZM118 258V259H119ZM29 259V258H27ZM33 259V258H32ZM44 258H41V260ZM56 259V258H55ZM66 259V258H65ZM63 260L62 262L65 261V264L68 262H66V260H70V258ZM121 259V258H120ZM29 260V261H30ZM38 260V259H37ZM46 261V259H44ZM60 260V259H59ZM57 260V261H59ZM87 259H85L86 261ZM104 260V259H103ZM102 260V262H103ZM106 260V259H105ZM108 260V258H107ZM111 260V259H110ZM114 260V259H113ZM55 261V260H54ZM53 261V262H54ZM77 261V260H75ZM89 261V260H87ZM86 261V264H88ZM94 261H96V259H94ZM112 261V260H111ZM119 261V260H117ZM56 262V261H55ZM54 262V263H55ZM79 262V261H78ZM81 262H84L83 259ZM101 262V263H102ZM108 262V261H107ZM39 263V262H38ZM53 263V264H54ZM60 263V261H59ZM69 263V262H68ZM95 263V262H94ZM92 263V264H94ZM42 264V263H41ZM51 264V262H50ZM56 264V263H55ZM70 264V263H69ZM74 264H78L77 262ZM91 264V263H90ZM103 264V263H102ZM107 264V263H106ZM122 264V263H121ZM124 264V263H123Z\"/></svg>","mask_w":264,"mask_h":264}]
</instances>
